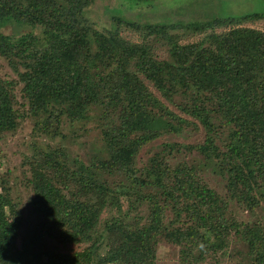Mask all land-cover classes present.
Listing matches in <instances>:
<instances>
[{
	"label": "trees",
	"instance_id": "1",
	"mask_svg": "<svg viewBox=\"0 0 264 264\" xmlns=\"http://www.w3.org/2000/svg\"><path fill=\"white\" fill-rule=\"evenodd\" d=\"M94 2L0 0V58L17 76L0 78V137L30 119L33 131L60 140L23 159L30 214L45 220L29 240L86 244L66 261L55 252L43 260L27 251V242L10 250L21 223L9 221L6 211L17 217L19 205L0 176V264H152L158 238L180 247L179 264H264V33L243 26L264 20V12L142 28L114 10L116 27L106 32L86 15ZM122 26L160 35L169 60L123 39ZM183 30L204 36L180 44ZM145 82L170 102L186 98L176 106L205 135L201 144L167 143L140 167L143 147L193 124L177 121ZM19 84L22 110L16 108ZM87 123L100 142L90 149L89 166L66 151L69 134L61 132L68 124L69 132L85 136ZM210 177L222 181L223 194L209 186ZM122 200L124 218L98 223L104 209L119 212ZM238 209L251 220H238ZM140 210L144 216L127 220Z\"/></svg>",
	"mask_w": 264,
	"mask_h": 264
},
{
	"label": "rangeland",
	"instance_id": "2",
	"mask_svg": "<svg viewBox=\"0 0 264 264\" xmlns=\"http://www.w3.org/2000/svg\"><path fill=\"white\" fill-rule=\"evenodd\" d=\"M108 7V11H104V8ZM118 11V17H122L125 20H129L136 25L138 24L142 28L145 25H155L159 23H198L212 18H227L228 16H241L252 12H264V0H155L152 5L133 4L128 0H95L88 8L87 17L90 23L101 31H113L114 21L111 16H114L115 11ZM245 27H250L264 33V20H258L256 22H248L243 24ZM230 28H218L215 31L221 33L227 31ZM10 29L6 30V33ZM38 33V30H35ZM148 33L140 31L139 29L127 28L122 26L120 28V35L128 42L141 44L144 43L151 47L152 53L158 60H169V45L160 35H147ZM173 34H176L173 32ZM177 35V34H176ZM180 37V44H195L200 41L204 35L192 34L189 31L183 30L178 33ZM0 78L6 81L17 80L16 74L10 69L7 62L0 58ZM148 89L156 95L166 108L177 116V121L182 119L183 121L190 120L187 114L183 112L176 105H184L187 102L186 98L175 97L174 102H170L164 98H161L159 93L149 84L145 82ZM21 84L16 88V108L22 110L23 100L21 98ZM174 98V99H175ZM26 109V107H25ZM97 111V110H94ZM99 111V110H98ZM93 119V114H89ZM91 119V120H92ZM90 120V123H92ZM93 121V120H92ZM87 123L85 128H90L91 124ZM193 124L184 127L180 136H162L157 140H154L149 145L142 148L136 157V164L140 167L146 164V162L152 157V155L160 151L163 145L167 143H179L184 146H190L193 144H201L204 141V129L203 126L192 122ZM34 123L30 119L22 120L17 127L15 133L8 132L0 137V176L3 177L11 188V196L13 201L18 203L19 215L16 217L13 214L12 209H8V220H19L21 223L18 229L17 236L11 237L9 249L16 251L21 249V245L27 242L29 247L27 251H36L44 256L43 260H46L47 254L56 253L58 260L66 261L67 256L72 255L75 252L83 250L86 246L82 244L62 245L59 242L50 240L46 237L38 239V243H33L30 237L34 236L37 232L36 228L39 223L45 224V220L41 221L37 217L30 214L31 207L28 204L32 198V193L29 187L25 185V179L22 172H28L27 166H23V159L30 157L31 153L37 149H47L50 145H54L59 142L52 141L42 135L40 132L33 131ZM94 124L91 126V131L82 136L79 133L69 132L68 124H64L61 128V132L69 134L70 140L65 143V149L73 157L81 159L87 166L90 165L93 160V152L90 150L95 144L100 145L98 141L99 132L93 130ZM83 130V128H81ZM75 137H78L75 139ZM60 144V142H59ZM102 154H104L102 152ZM108 159V154H105ZM169 160L171 158L169 157ZM29 177V174H26ZM114 178H108L105 181L112 182ZM210 187L215 188L221 194L223 183L220 179H214L210 177L208 179ZM122 208L117 212L116 208H106L99 216V222L102 223L111 217H120L127 213V202L122 200ZM141 212V213H140ZM138 212H132L129 214L127 220L139 218L144 216L145 211L140 210ZM239 215L238 220L248 221L251 220L250 214L243 212L241 209L237 210ZM124 218V216H122ZM128 222V221H127ZM102 227L98 224V231ZM40 229H38L39 231ZM41 234L43 230H40ZM29 240V242H28ZM236 238L234 237V241ZM232 242V240H231ZM26 244V243H25ZM232 244L230 249H232ZM179 250L180 247L167 242L165 239L158 238V242L155 245V259L152 264H179ZM221 264H235L233 261L224 260Z\"/></svg>",
	"mask_w": 264,
	"mask_h": 264
}]
</instances>
